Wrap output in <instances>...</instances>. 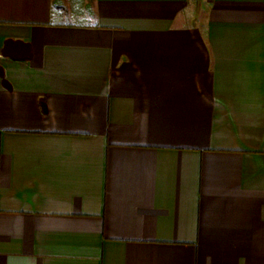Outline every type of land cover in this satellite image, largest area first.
I'll return each instance as SVG.
<instances>
[{"label": "crops", "instance_id": "1", "mask_svg": "<svg viewBox=\"0 0 264 264\" xmlns=\"http://www.w3.org/2000/svg\"><path fill=\"white\" fill-rule=\"evenodd\" d=\"M0 264H264V0H0Z\"/></svg>", "mask_w": 264, "mask_h": 264}, {"label": "trees", "instance_id": "2", "mask_svg": "<svg viewBox=\"0 0 264 264\" xmlns=\"http://www.w3.org/2000/svg\"><path fill=\"white\" fill-rule=\"evenodd\" d=\"M191 1H196V0H191ZM60 3H53V9H52V12H53V20H54V22H56V23H60L61 25L62 24H67L68 25V23L70 22L69 20H62L61 21V19L59 18V21H58V19H56L57 17V13L59 12V11H61L62 12V16H63V13H64V11H66V9H65V7H63V6H60L59 5ZM60 12V13H61ZM59 17H60V15H59ZM62 18V17H61ZM78 21V20H77Z\"/></svg>", "mask_w": 264, "mask_h": 264}]
</instances>
